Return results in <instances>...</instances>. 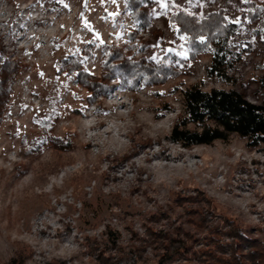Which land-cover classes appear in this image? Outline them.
Wrapping results in <instances>:
<instances>
[{
    "label": "rangeland",
    "instance_id": "rangeland-1",
    "mask_svg": "<svg viewBox=\"0 0 264 264\" xmlns=\"http://www.w3.org/2000/svg\"><path fill=\"white\" fill-rule=\"evenodd\" d=\"M144 2L150 22L135 27L124 0H0V55L23 64L0 128V264L18 252L22 264H205L215 226L263 237L264 143L232 134L185 148L166 136L193 84L264 104V0ZM254 3L263 8L252 19ZM178 9L233 24L225 78L206 75L212 49L188 58L167 14ZM104 45H130L133 59L176 72L132 88L109 79L106 94L88 99L58 72L61 59L88 51L83 70L99 79ZM47 117L73 148L40 144L25 156L21 140L35 139Z\"/></svg>",
    "mask_w": 264,
    "mask_h": 264
},
{
    "label": "trees",
    "instance_id": "trees-1",
    "mask_svg": "<svg viewBox=\"0 0 264 264\" xmlns=\"http://www.w3.org/2000/svg\"><path fill=\"white\" fill-rule=\"evenodd\" d=\"M124 1L130 8L129 14L135 27L149 24V8L144 0ZM262 8L261 4L254 3L249 10L250 17L257 18ZM167 14L173 27L182 36L188 58L194 59L204 49H212L206 75L225 78L229 62L224 48L234 32L233 24L225 22L217 13H210L200 20L179 9L167 11ZM135 33L136 28H130L128 35L134 39ZM124 48L125 51L109 45L103 46L102 73L99 79L83 70L82 60L90 54L86 50L75 57L61 59L63 67L58 72L73 75L75 82L86 88L87 97L92 100L112 88L109 79L132 88L139 84L162 83L176 72L175 67L164 62L155 66L143 57L135 60L130 54V45ZM22 70L23 64L16 57L0 55V128L7 115L12 82ZM181 105L182 109L166 136L171 142L190 148L211 144L216 140L226 141L230 135L235 134L245 139L249 146L264 143V104L249 101L236 89H204L199 84H193L183 91ZM39 127L41 132L35 139L21 140L25 156L35 153L40 144L49 145L53 152L60 153L73 148L70 139L54 134L52 118L40 119ZM228 223L229 229L226 231L216 226L210 229L212 235L205 242V250L202 249L205 264H244L245 261L264 264V235L262 238L249 237L233 222ZM150 234L155 233L152 231ZM223 237L229 241H223ZM162 238L170 239L165 234ZM23 256V252H18L9 264H22ZM163 259L157 264H162Z\"/></svg>",
    "mask_w": 264,
    "mask_h": 264
}]
</instances>
